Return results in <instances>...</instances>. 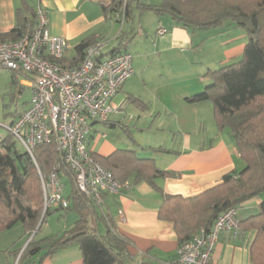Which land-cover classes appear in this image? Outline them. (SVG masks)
<instances>
[{"label": "crops", "instance_id": "1", "mask_svg": "<svg viewBox=\"0 0 264 264\" xmlns=\"http://www.w3.org/2000/svg\"><path fill=\"white\" fill-rule=\"evenodd\" d=\"M25 5L34 14L39 8L45 11L50 33L65 39L69 45L67 62L75 58L76 47L90 36L99 40H108L111 35L116 37L117 44L112 45L109 41L105 56L112 54L118 46L121 33L127 31L129 34L130 31L131 38L136 34L131 39L132 43L138 34L145 39L142 58L150 60L149 66L146 63L138 65L133 58L135 75L113 99V106L118 110L107 122H93L91 125L88 147L95 157L106 158L118 150H129L140 158L153 159L160 170L176 175L158 180L163 194L184 198L198 196L220 185L226 175L244 168L245 163L233 138L227 131H220L215 123L212 103H190L188 99L204 90L209 83L206 75L214 70L215 65L222 66L241 59L248 40L244 39L225 51L223 61L202 64V72L198 73L193 67L201 63L199 55L206 45L201 42L202 31L184 29L169 16H156L151 12L155 16L151 30L144 25L134 28L133 22L128 20L119 34H115L119 23L113 16L104 14L100 0H0V35L9 33L18 25V11ZM159 31L166 32L160 35ZM215 32H220L219 37L223 36L225 27L215 29ZM153 63L155 68L151 67ZM152 69L155 73L151 75ZM137 73H140L141 90L137 86ZM19 75L22 82H19ZM191 75L196 78H190ZM16 78L21 91L28 88L25 86L28 83L26 76L16 74ZM129 106L136 117L127 116ZM62 180L64 185L69 184L64 176ZM263 200V196L258 197L238 207V221L242 223L256 216ZM162 202L163 195L146 183L127 185L118 195H106L101 206L94 204L97 215L89 218L90 224L101 234L106 232L107 224L113 225L129 243L132 264H178L180 241L174 225L159 219ZM120 213H123L124 221ZM50 216L56 217L61 230L58 228L60 232H53L56 227L49 226L42 232L40 240L62 236L79 219L75 212L52 210ZM16 228L18 225L0 233V264H18L28 245H20L30 238L23 229L22 234L17 229L21 234L17 244L4 239ZM254 237L253 232H241L238 238L221 237L212 264H252L250 248ZM14 249L21 250L17 258ZM45 255L46 250H43L21 264H84L78 245L68 246L42 260Z\"/></svg>", "mask_w": 264, "mask_h": 264}, {"label": "trees", "instance_id": "2", "mask_svg": "<svg viewBox=\"0 0 264 264\" xmlns=\"http://www.w3.org/2000/svg\"><path fill=\"white\" fill-rule=\"evenodd\" d=\"M124 5L128 20L132 22L136 11L152 12L156 16L171 17L184 29L208 31L226 24L228 28L245 31L248 36L243 57L210 70L206 75L209 83L204 90L188 99L190 103H212L217 127L233 138L245 163L241 171L226 175L220 185L198 196L184 198L163 194L158 180L176 175L160 170L153 159L140 158L129 150H118L106 158L94 156L95 161L120 183L131 187L146 183L163 195L159 219L174 225L181 244L200 229L209 231L225 211L264 197V0H162L155 6L143 0H114L111 6H102V10L106 16H115ZM18 15V25L9 33L1 34L0 40H17L35 17L26 5ZM133 37L121 33L119 44L111 53L126 50ZM98 40L96 36L84 39L76 47V56L70 64L80 62L85 50ZM13 76V83L18 84L16 74ZM17 143L11 134L0 140V233L18 224L29 237L37 232L23 250L18 264L46 250L44 260L71 245L80 247L84 264H132L129 243L113 225L107 224L106 232L101 234L90 224L89 218L97 215L96 208L77 190L75 174L59 155L56 145H37L33 149L34 162ZM39 172L44 177L57 172L69 180L70 207L54 211L75 212L79 219L62 236L38 241L41 220L44 217V223L51 215V211L46 214L43 211ZM240 230L255 233L250 248L251 262L264 264V200L256 216L240 223ZM20 251L14 252L16 258Z\"/></svg>", "mask_w": 264, "mask_h": 264}, {"label": "built area", "instance_id": "3", "mask_svg": "<svg viewBox=\"0 0 264 264\" xmlns=\"http://www.w3.org/2000/svg\"><path fill=\"white\" fill-rule=\"evenodd\" d=\"M114 0H100L104 7ZM124 27L126 6L113 16ZM166 31H159L163 35ZM109 41L100 39L88 47L75 65L66 61L67 41L53 36L45 11L39 8L17 40H0V69L27 77L31 90L29 107L8 128L35 162L37 145L55 144L59 155L75 174L77 190L96 206L106 195H118L126 187L95 161L88 147L93 122L105 123L118 108L113 99L135 75L133 56L127 51L105 56ZM73 60V59H72ZM70 60V61H72ZM43 211L70 207L62 176L57 172L44 177ZM122 221L125 220L120 213ZM241 234L237 209L222 213L209 231L200 229L177 250L178 264H212L221 237ZM151 264V263H146Z\"/></svg>", "mask_w": 264, "mask_h": 264}, {"label": "rangeland", "instance_id": "4", "mask_svg": "<svg viewBox=\"0 0 264 264\" xmlns=\"http://www.w3.org/2000/svg\"><path fill=\"white\" fill-rule=\"evenodd\" d=\"M143 1L146 4L155 6V5L159 4V2L161 0H143ZM132 24H133L134 28H137L139 26L144 25L149 30H151V27H153L155 24V16H153V14L151 12H144L142 14L140 11H138L135 13V20ZM222 27H225L226 32H224L223 36H220V37L218 36V34L220 32H215V30H208V31H202L201 32V34L203 36L201 39V42L204 41V43H206V45H205L203 51H201V54L199 55L202 57V59H200L201 63L197 64L196 66L193 67L196 72H198V73L202 72V69H201L202 64L205 65V63H207V62L216 63L218 61L219 62L223 61L226 57L225 51L229 50L230 47L233 45H238L244 39L248 40V36H247L245 31L238 29V28H235V30H233V31L228 30V27L226 24H224ZM120 29H122L121 25L117 24L115 34H119ZM130 34H131V32L129 31V35ZM133 36H136V34L132 35V37ZM107 39H108V41H110V43H112V45L117 44V39L115 36L113 37L111 35V37H107ZM144 40L145 39L141 38V36L138 34L137 37L135 38V41L133 43L131 42L128 46V49H126V50L128 52H130V54H132L133 58H135V61H134L135 63H138V65H140L141 63H143V64L146 63L147 66H149L150 60L148 58L147 59L142 58V55L144 54L143 49H145V46L143 44ZM232 49H233V47H232ZM154 66H155V63H153V65L151 67L155 68ZM219 67H221V66L215 65V67H213V69L217 70ZM154 70L155 69H152L151 75L153 73H155ZM194 74H196V73H194ZM13 75L14 74L11 71L0 69V140L10 134L8 128L10 126H12L15 118L19 114L24 112L29 107V102L31 99V92L28 88H24L21 91L20 86H18V84H16V83H13V80H14ZM193 76L194 75H191L190 78H196ZM18 78H19V82H22L21 76ZM136 79H137L138 89L140 88V90H141L142 88L139 87V86H141V83H142L140 80V73H137ZM117 102H118V100H117ZM128 108L129 109L127 111V116L128 117H131V116L136 117V114H135V111L133 110V108L131 109L130 106ZM164 138H166V136ZM17 146L20 150H22V151L24 150L23 146L20 143H17ZM69 186L70 185L68 183H66L64 185L65 195H69V193H70V187ZM57 225L58 224L56 223V217L52 218L51 216H48L46 221L40 226L41 228H40V230L36 236V240H38V241L40 240L42 232L46 231L49 226L50 227H56V230L54 229L53 232H56L58 230V228H59V230H61V226H57ZM17 229L21 230V234H22V229L25 232L23 226L21 224H18V228L13 230V232L6 234L7 236L4 239L7 242H9L11 240L10 243L16 242V244H17L19 241V238H21L20 230H17ZM57 232H60V231H57ZM36 233L37 232H35L29 239H26L25 241H23V243H21L20 245H23L24 243L28 244L33 239V237L35 236ZM3 237H5V236H3ZM14 251H17V249H14ZM15 264H17V262Z\"/></svg>", "mask_w": 264, "mask_h": 264}, {"label": "water", "instance_id": "5", "mask_svg": "<svg viewBox=\"0 0 264 264\" xmlns=\"http://www.w3.org/2000/svg\"><path fill=\"white\" fill-rule=\"evenodd\" d=\"M43 218H44V217H43ZM43 218H42V220H41V223H40L39 227H40V226L42 225V223H43ZM39 227H38V229H39ZM38 229H37V230H38Z\"/></svg>", "mask_w": 264, "mask_h": 264}]
</instances>
